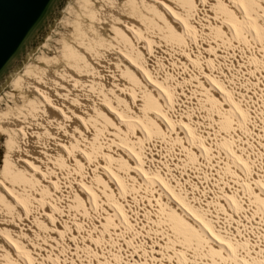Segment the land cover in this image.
<instances>
[{"label":"bare ground","instance_id":"1","mask_svg":"<svg viewBox=\"0 0 264 264\" xmlns=\"http://www.w3.org/2000/svg\"><path fill=\"white\" fill-rule=\"evenodd\" d=\"M101 1L0 88V264H264V0Z\"/></svg>","mask_w":264,"mask_h":264},{"label":"water","instance_id":"2","mask_svg":"<svg viewBox=\"0 0 264 264\" xmlns=\"http://www.w3.org/2000/svg\"><path fill=\"white\" fill-rule=\"evenodd\" d=\"M68 0H0V88L53 27Z\"/></svg>","mask_w":264,"mask_h":264},{"label":"rangeland","instance_id":"3","mask_svg":"<svg viewBox=\"0 0 264 264\" xmlns=\"http://www.w3.org/2000/svg\"><path fill=\"white\" fill-rule=\"evenodd\" d=\"M96 3H95V2ZM89 2V3H88ZM94 2V3H93ZM103 1H99V0H68V4L70 3L71 4V7L72 9L70 8V10H67V11H62V13L60 14V16L58 17V19L55 21L54 25H53V30H56V32L54 31H51L52 33V40L50 41L51 42V45L49 47V49H45V51L50 55V56H58L60 58H62V54H63V43L64 41L66 40H77L80 38V35H82L81 33H83L84 30L88 29L89 30L92 28V26H95L94 24H97L98 22H96L98 20V18H96V10L94 9L95 5L97 6V8H101V5L104 4V2L102 3ZM83 3V4H82ZM85 3V4H84ZM86 5V7H85ZM90 7V8H89ZM87 8V10H85ZM92 11H91V10ZM77 10V12H76ZM91 13H90V11ZM95 11V12H94ZM64 12V13H63ZM68 12V13H67ZM78 13V14H77ZM90 13V14H89ZM66 14V15H65ZM88 14V15H87ZM79 16V17H78ZM65 17V18H64ZM67 19V21H66ZM78 19V20H77ZM91 19V20H90ZM96 19V20H95ZM60 20V21H59ZM71 20V21H70ZM94 20V22H93ZM62 21V22H61ZM92 23H91V22ZM60 22V24H59ZM79 22V23H78ZM86 23V24H85ZM70 24V25H69ZM82 24V25H81ZM92 24V25H91ZM75 25V27H74ZM80 25V26H79ZM90 25V26H89ZM56 27V28H55ZM77 28V29H76ZM79 28V29H78ZM84 28V29H83ZM108 32H109V28H107ZM81 30V31H80ZM74 31V32H73ZM77 31V32H76ZM50 32V31H49ZM48 32V33H49ZM53 33L55 35H53ZM77 33V34H76ZM72 34V36H71ZM70 35V36H69ZM76 35V37L74 36ZM69 36V37H68ZM55 37V38H54ZM64 37H68V38H64ZM63 38V39H62ZM56 39V40H55ZM64 40V41H63ZM63 41V42H62ZM62 42V43H61ZM62 46V47H61ZM40 49H42L41 47L34 53V55H39L40 54ZM59 54V55H58ZM8 88V89H7ZM8 91V92H12V90L14 91V89H12V87H8V85H5L1 91V92H4V91ZM10 90V91H9ZM6 93L8 96L5 97V101H3L1 104H0V108L1 109H6L9 105H13L15 103V97H11L9 93ZM17 93V92H16ZM19 93L16 94V98L17 100L19 99L20 101L22 100L18 95ZM9 96L11 98H9ZM7 98V99H6ZM14 99V100H13ZM12 102V104H11ZM10 103V104H9ZM9 104V105H8ZM6 137L3 136V137H0V168L2 167V160H3V157H4V153L6 151V147H5V140ZM202 183L200 185H198V187L200 188H196V185H195V188L194 190L195 191H198L197 194L201 195L204 193V189H205V186L208 187L207 183L203 186H201ZM201 190V192H200Z\"/></svg>","mask_w":264,"mask_h":264}]
</instances>
